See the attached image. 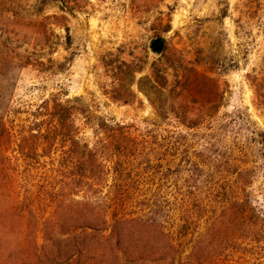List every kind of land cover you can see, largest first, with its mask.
Here are the masks:
<instances>
[{
  "label": "rangeland",
  "instance_id": "1",
  "mask_svg": "<svg viewBox=\"0 0 264 264\" xmlns=\"http://www.w3.org/2000/svg\"><path fill=\"white\" fill-rule=\"evenodd\" d=\"M4 1L14 13L31 14L32 0H0ZM65 1L73 9V14H64L71 45L66 50L59 47L51 58L55 64L42 60L43 71L31 65L19 68V58L31 60V45L18 47L28 38L0 39V148L7 159L0 164V264H21L23 257L36 254L33 246H41L43 223L51 214L48 198L58 185L55 171L60 149L56 145L43 151L40 144L31 142L34 113L43 102L56 98L78 113L85 108L87 112L77 114L75 122L79 137L88 143L94 137L86 125H95L101 118L123 126L125 134L143 146L141 150L158 144L159 158L170 160L169 155H176L175 161L200 165L204 162L202 138L237 112L246 113L264 131V110L255 94V88L264 85V0ZM54 13L45 10L46 15ZM56 34L64 42V32L56 30ZM156 37L165 42L160 57L147 51L148 41ZM126 72H136L131 83ZM183 72L207 74L218 79L223 90L216 117L197 131L188 132L173 116H161L158 111L174 76ZM120 84L131 94L128 104L110 99ZM229 131L231 138L234 131ZM179 140L183 147L170 153L173 141ZM18 144L30 150L28 157L31 146L35 148L32 165L30 160L22 164L21 156L16 162ZM257 164L255 178L247 187L254 213L231 212L220 214V220L211 215L186 223V241L204 235L222 252L215 259L218 264H264V163ZM182 181L174 165L170 169L134 167L125 184L134 194L125 201L124 213L137 214L147 203L145 195H157L163 209L157 222L177 239ZM39 194L45 197L40 199ZM236 197L233 191L225 201L230 209H238ZM180 250L182 259L190 256L188 244L183 242Z\"/></svg>",
  "mask_w": 264,
  "mask_h": 264
},
{
  "label": "trees",
  "instance_id": "2",
  "mask_svg": "<svg viewBox=\"0 0 264 264\" xmlns=\"http://www.w3.org/2000/svg\"><path fill=\"white\" fill-rule=\"evenodd\" d=\"M0 5H3L0 6V39L26 37L29 42L20 43L18 47L31 45V60L19 58L16 63L19 68L31 65L43 71L42 60L55 64L51 58L59 47L66 50L71 45L64 14H73V9L67 8L65 0H32L31 14L29 11L12 12L6 1ZM46 8L56 13L46 15ZM56 30L64 32V42ZM58 66L61 69V64ZM126 73L129 82L134 81L136 72ZM128 93L120 84L110 93V99L128 104L131 102L126 100L127 95H131ZM255 94L264 110V85L255 88ZM222 104L223 90L218 79L198 72H183L174 76L158 111L161 116H173L180 127L190 132L213 120ZM77 111L51 98L34 113L36 129L31 130V142L40 144L38 148L43 151L49 152L56 145L60 149L55 171L58 185L50 190L53 192L48 198L51 214L43 223L42 244L40 247L35 244L33 247L38 252L23 257L21 264H218L215 259L222 252L212 247L204 235L186 241L187 236L183 235L186 223L211 215L220 220V214L231 212L254 213L249 206L247 187L255 178L258 161L264 163V131L246 113L237 112L228 121L222 120L210 128L209 134L202 138L204 162L200 165L175 161L176 155H169L170 160L159 158L162 148L158 144L141 150L143 146L134 143L123 126L111 125L101 118L95 125H86L94 137L93 142L88 143L79 137L75 122L77 114L87 111L85 108ZM228 131H234L231 138ZM178 138L185 139V135ZM173 142V149H168L170 153H175L177 146L183 147L182 140ZM18 147L16 162L31 161L32 165L35 148L31 146V157H28L30 150L21 144ZM6 160L0 148V164ZM173 165L185 185L180 194L182 223L177 226V239L157 222L163 214L161 198L157 195H145L147 203L137 214L126 216L124 213L125 201L134 194L133 189L125 185L131 169L136 166L144 170L147 167L170 169ZM233 191L237 195L234 203L238 209H230L225 204ZM42 197L45 196L38 195ZM143 236L148 238L141 241ZM183 242L188 244L190 252L185 260L180 250ZM210 247L204 255V250Z\"/></svg>",
  "mask_w": 264,
  "mask_h": 264
},
{
  "label": "water",
  "instance_id": "3",
  "mask_svg": "<svg viewBox=\"0 0 264 264\" xmlns=\"http://www.w3.org/2000/svg\"><path fill=\"white\" fill-rule=\"evenodd\" d=\"M165 42L162 38L150 39L147 44V51L155 57H160L164 51Z\"/></svg>",
  "mask_w": 264,
  "mask_h": 264
}]
</instances>
